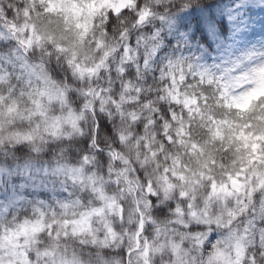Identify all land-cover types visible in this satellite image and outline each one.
I'll return each mask as SVG.
<instances>
[{"label":"clouds","instance_id":"9594fccd","mask_svg":"<svg viewBox=\"0 0 264 264\" xmlns=\"http://www.w3.org/2000/svg\"><path fill=\"white\" fill-rule=\"evenodd\" d=\"M0 264H264V0H0Z\"/></svg>","mask_w":264,"mask_h":264}]
</instances>
